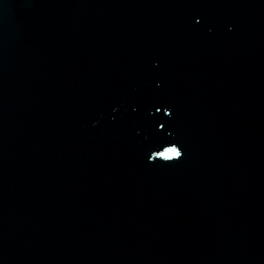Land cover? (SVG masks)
Wrapping results in <instances>:
<instances>
[{"label":"water","instance_id":"95a60500","mask_svg":"<svg viewBox=\"0 0 264 264\" xmlns=\"http://www.w3.org/2000/svg\"><path fill=\"white\" fill-rule=\"evenodd\" d=\"M0 264H264V0H0Z\"/></svg>","mask_w":264,"mask_h":264},{"label":"snow or ice","instance_id":"6c2138e0","mask_svg":"<svg viewBox=\"0 0 264 264\" xmlns=\"http://www.w3.org/2000/svg\"><path fill=\"white\" fill-rule=\"evenodd\" d=\"M157 112L160 111V108L158 107L156 109ZM166 116L169 115L170 113L165 111L164 113ZM163 126H161L162 128ZM158 131L160 130L159 128L157 129ZM157 152H154L150 157H149V163H152L153 161H162L165 163H170L174 161H178L182 157V151L181 149H178L177 147H171L169 148L166 152L160 153L159 155L156 154Z\"/></svg>","mask_w":264,"mask_h":264}]
</instances>
